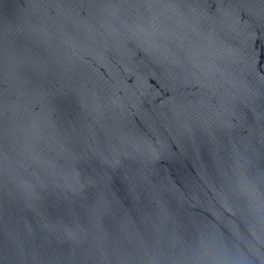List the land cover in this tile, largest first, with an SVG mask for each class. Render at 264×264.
<instances>
[{"label":"water","instance_id":"water-1","mask_svg":"<svg viewBox=\"0 0 264 264\" xmlns=\"http://www.w3.org/2000/svg\"><path fill=\"white\" fill-rule=\"evenodd\" d=\"M0 264H264V0H0Z\"/></svg>","mask_w":264,"mask_h":264}]
</instances>
